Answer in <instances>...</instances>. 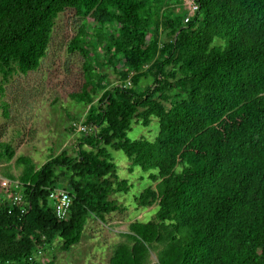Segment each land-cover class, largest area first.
Listing matches in <instances>:
<instances>
[{"label": "trees", "instance_id": "obj_1", "mask_svg": "<svg viewBox=\"0 0 264 264\" xmlns=\"http://www.w3.org/2000/svg\"><path fill=\"white\" fill-rule=\"evenodd\" d=\"M182 1L0 0L5 80L39 70L61 14L81 18L68 54L85 58L72 97L89 108L70 125L73 155L37 167L19 158L20 180L0 192V264H42L56 242L65 252L78 245L89 221L127 211L117 196L131 187L111 151L149 174L137 211L156 213L131 222L108 264H264V0H195L187 23V11L176 14ZM154 121L153 141L128 138ZM13 157L0 144V159ZM56 189L71 198L63 221L49 199Z\"/></svg>", "mask_w": 264, "mask_h": 264}, {"label": "rangeland", "instance_id": "obj_2", "mask_svg": "<svg viewBox=\"0 0 264 264\" xmlns=\"http://www.w3.org/2000/svg\"><path fill=\"white\" fill-rule=\"evenodd\" d=\"M190 1L184 0L181 6H175L176 14L188 11ZM82 23L75 12L61 14L39 70L28 75L16 74L8 80L0 76V106L4 104L8 111V117H0V144H8L14 151L11 161L0 159V192L3 184L10 182L9 177L20 180L24 171V165L18 164L21 156L37 167L48 157L62 152L74 154L79 136L70 131V125L72 121L83 122L89 108L78 104L72 97L81 92L84 84L85 58L78 54L69 55L68 46ZM109 81L117 82L112 73L108 84ZM145 85L147 83H142ZM158 133L159 124L154 121L149 128L134 127L128 138L135 141L145 137L153 141ZM111 155L120 180H127L131 187L129 193L117 196L124 197L122 203L127 211L107 216L105 222L98 218L89 221L78 245L65 252L56 242L38 257L42 264H108L116 246L126 241L122 236L129 232L131 222L153 220L156 208L151 212L150 209L137 211L136 203V197L153 186L149 174L140 168L133 172L127 170L130 161L122 151H111ZM151 261H157L156 253H152Z\"/></svg>", "mask_w": 264, "mask_h": 264}, {"label": "built area", "instance_id": "obj_3", "mask_svg": "<svg viewBox=\"0 0 264 264\" xmlns=\"http://www.w3.org/2000/svg\"><path fill=\"white\" fill-rule=\"evenodd\" d=\"M198 5L196 4L195 0L190 1V7L188 9V16L185 19V22L187 23L190 19V17L194 16L195 13L198 11ZM76 126V125H75ZM77 129L80 132L84 133H89L91 134L93 132V129L91 127H85L82 124H79L76 126ZM9 182V181H7ZM9 183L6 185L5 183L3 184V187H9ZM18 183H15V188H18ZM23 199V196L21 193L15 194L14 197L12 198V203L13 204H19L21 203ZM50 201L53 203V208L55 210V214L58 219L60 220H66L69 217L70 209H71V198L69 194L64 191V190H59L56 189L55 191L51 192L50 195Z\"/></svg>", "mask_w": 264, "mask_h": 264}, {"label": "crops", "instance_id": "obj_4", "mask_svg": "<svg viewBox=\"0 0 264 264\" xmlns=\"http://www.w3.org/2000/svg\"><path fill=\"white\" fill-rule=\"evenodd\" d=\"M75 147H76V145H75ZM75 147H74V148H75ZM74 148H73V149H74Z\"/></svg>", "mask_w": 264, "mask_h": 264}]
</instances>
